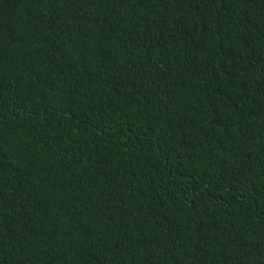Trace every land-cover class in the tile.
I'll list each match as a JSON object with an SVG mask.
<instances>
[{
	"label": "trees",
	"instance_id": "1",
	"mask_svg": "<svg viewBox=\"0 0 264 264\" xmlns=\"http://www.w3.org/2000/svg\"><path fill=\"white\" fill-rule=\"evenodd\" d=\"M0 264H264V0H0Z\"/></svg>",
	"mask_w": 264,
	"mask_h": 264
}]
</instances>
